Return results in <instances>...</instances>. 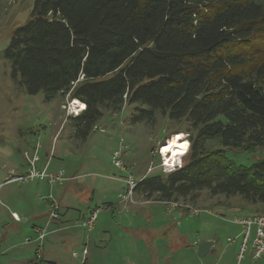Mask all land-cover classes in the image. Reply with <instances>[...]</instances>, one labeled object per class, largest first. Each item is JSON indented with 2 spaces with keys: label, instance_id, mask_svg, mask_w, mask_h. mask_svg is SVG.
I'll return each instance as SVG.
<instances>
[{
  "label": "trees",
  "instance_id": "trees-1",
  "mask_svg": "<svg viewBox=\"0 0 264 264\" xmlns=\"http://www.w3.org/2000/svg\"><path fill=\"white\" fill-rule=\"evenodd\" d=\"M4 56L26 93L85 104L68 116L81 140L126 106L133 123L187 125L180 167L145 174L134 194L193 205L207 189L264 206V159L226 154L264 145V0H33Z\"/></svg>",
  "mask_w": 264,
  "mask_h": 264
},
{
  "label": "rangeland",
  "instance_id": "rangeland-1",
  "mask_svg": "<svg viewBox=\"0 0 264 264\" xmlns=\"http://www.w3.org/2000/svg\"><path fill=\"white\" fill-rule=\"evenodd\" d=\"M32 4L33 0H0V157L5 159L7 167H20L27 164L26 160L34 150L33 147L41 157L39 163L45 159V152L54 150L53 162L60 161L56 158L59 156L63 160L62 167L66 175H75L67 181L65 199L70 211L68 221L77 226L74 224L76 227L48 234L43 241L42 260L53 261L54 264H84L81 262L80 249L85 243L87 246H84L89 250L86 264H135L137 261H134L131 252L135 257L138 256V264L144 263L147 257V264H176L178 258L181 264H264V256L258 259L252 257L253 227L247 241V250L238 259L243 227L233 222V219L264 214V206L247 204L239 195H210L207 189L200 190L192 206L210 209L211 213L187 212L185 216L176 219L181 221L184 239L192 244L191 250L176 247L170 251L155 243L157 238L163 236L156 227L158 221L163 220L164 216L160 213L164 212L165 205L129 204L124 207L121 203L118 208L116 203L114 206L107 203L109 208H104L106 202L117 201L116 186L107 176H126V172L116 168L111 160L119 140H124L129 167L132 174L138 177L143 171L152 173L159 169L161 160L158 150L170 134L183 132L188 140L185 132L187 125L184 122H171L159 113L153 123H133L129 120L132 106H126L116 113L104 111L88 136L83 140L77 138L68 117L77 113L71 111V101L67 96L59 95L45 102L42 93H26L10 74L11 62L4 56V50L13 29L29 18ZM207 146L223 147L218 139L208 140ZM226 154L237 165L248 166L264 159V145L251 150L226 148ZM91 179H94V184L90 182ZM19 185V182H13L9 186L15 189ZM3 189L5 191L8 188ZM48 194L42 195L43 199ZM38 200L43 205L46 203L40 197ZM47 205L45 208L49 207L46 211L49 214V201ZM10 208L4 202L0 205V264H39L40 260L35 256L36 234L31 221H14L12 212L9 213ZM96 209L98 212L93 228L87 231L83 222ZM48 214L45 219L39 220L41 225L46 224ZM127 225L132 226L126 230L124 226ZM143 231L146 234L143 235ZM138 236L151 239L150 249L138 243L135 247H140V251L133 250L134 245L129 242ZM208 237L215 239L213 250L198 256L193 241L198 239L202 243ZM73 251L77 252V256L72 254Z\"/></svg>",
  "mask_w": 264,
  "mask_h": 264
},
{
  "label": "crops",
  "instance_id": "crops-1",
  "mask_svg": "<svg viewBox=\"0 0 264 264\" xmlns=\"http://www.w3.org/2000/svg\"><path fill=\"white\" fill-rule=\"evenodd\" d=\"M50 151V150H49ZM47 151L45 152V159L42 160V163H39V161L41 160V157L39 156V161L36 163L38 168H42L46 163V169L50 172H55L59 169H64L62 167V159L59 158V156H57V159H60V161L58 162H53V159L55 158V154H54V150L52 151ZM129 155L127 153V151H123L122 153V158L124 160V163L126 166L129 167V159H128ZM62 160V161H61ZM26 163L28 164L27 160ZM26 165H22V166H10L7 167L5 159H3L2 157H0V205L1 203H7L8 205H10V211L16 213L21 219L20 220H14L11 215H9L12 220L14 221H22L24 219H26L25 222L27 221H31V227L33 228L34 232H35V228L38 226H43L41 225V222L39 220H43V218L45 219L47 217V212L49 210V207H47V209L45 208V206H48V200L43 199L44 196L42 195H46V194H52L53 197L55 198V200L58 203V218L56 219H52V220H47L46 224L47 225V230L48 233L47 235H53V234H57L60 231L69 229L70 227H76L77 225L73 222L71 224V222L68 221L69 215H70V211L68 210L69 208V204H67V200L65 199V193L67 192V181H70L71 179H69L70 177L73 176H67L66 175V170H65V175L67 177V179L61 181V182H55V183H49L44 179H34V180H28L25 182H20V181H14V180H10L8 181L10 178L15 177L18 174H22L26 167ZM136 162L133 163V165H135ZM143 171V170H141ZM10 174H13V176L11 177ZM145 174V171H143L138 177H135L137 180L142 178ZM122 175L119 174H112L107 176V178H109L108 180L112 181V184H114L116 187L115 189L117 190L116 192V202H106V206H104V208H109V205L107 203H112V205L114 203H116L115 205L119 208L120 204L122 203L124 205V207H127L129 204H140V205H145V206H151L153 204H162V205H167V208H165L164 206V212L160 213L161 215L163 214V220L158 221L159 225L158 233H161L163 236L159 237L156 239L155 243L156 244H160L163 245L166 249H170V251H174V249L176 247H178V249H182V248H186V250H191V246L192 244L188 243L186 241V239H184V228H181V221H177L176 219L182 216H185L187 214L188 211H185L183 209V207H179V206H175L173 207L170 203H165V202H161V201H157V200H153V199H147L142 195H137L134 194L131 197V200L126 197L124 195V180H123ZM13 182H19L21 185L16 186L15 189H11L12 186H9L11 183ZM91 183L94 184V179H91L90 181ZM9 186V187H8ZM8 188L5 189V191H3V188ZM41 198L42 200H45L46 203H44V205L42 204V201L38 200V198ZM44 201V202H45ZM139 205V206H140ZM114 206V205H113ZM157 206V205H155ZM190 214V213H189ZM49 215V214H48ZM167 217H170V219H167ZM176 220V221H175ZM76 226H75V225ZM51 226V227H50ZM132 225H127L124 226L126 230L130 229L129 227ZM77 234V233H75ZM142 234H146L145 231L142 232ZM47 235L45 236V238L47 237ZM64 235H68V234H63ZM135 236V235H134ZM44 238V240H45ZM134 239H132V241H130L129 243H132L133 246V250H137L138 252L140 251V247H135V245H137L138 243H142L143 247L150 249L149 244L151 243V239L150 238H146V237H133ZM210 239L205 238V240ZM213 240V244L210 246V248L208 249V252L212 251L215 245V239L212 238ZM204 241V240H203ZM89 242V241H88ZM201 241L196 239L193 241V245H195V248H197L198 244H200ZM241 243V242H240ZM81 246V243H79ZM87 246L85 243L82 244V247ZM240 245V244H239ZM80 249V250H81ZM252 250V248H251ZM131 254H133V258L135 264L140 263L138 256L135 257L134 253L131 252ZM88 255H89V250L87 248V253L81 257V262L86 264L87 263V259H88ZM261 256H264L261 255ZM259 256V257H261ZM132 257V256H131ZM252 257L255 258H259V257H254L253 256V252H252ZM149 258L147 257V259L145 260L144 263L142 264H147ZM53 262V261H51ZM176 264H181V260L180 258H178L176 260Z\"/></svg>",
  "mask_w": 264,
  "mask_h": 264
},
{
  "label": "built area",
  "instance_id": "built-area-1",
  "mask_svg": "<svg viewBox=\"0 0 264 264\" xmlns=\"http://www.w3.org/2000/svg\"><path fill=\"white\" fill-rule=\"evenodd\" d=\"M163 146H160L158 153L160 155L161 163L159 164V168L164 171L168 172L170 170H173L175 168L180 167L181 161L176 163V165L173 166H167L165 165V161L163 160V155L161 152V148ZM189 147V146H188ZM126 145L124 144V140L121 138L119 140V146L117 149L113 150L111 155V160L113 165L126 172V176L124 175L123 180L125 183L124 186V195L128 197L131 200V197L133 195L134 187L137 183V179L134 177V175L131 172L130 167L126 166L124 163V160L122 158V153L125 150ZM33 151L31 155L27 158V167L25 171L22 174H18L13 178H10L8 181H20L25 182L28 180H34V179H46L49 183H55V182H61L65 179H67L65 175L64 169H59L55 172H50L46 169L47 163L42 167L38 168L36 163L39 161V156L37 153V149L33 147ZM168 167V168H167ZM46 199L49 201L50 206V212L48 215V220L56 219L58 218V203L53 197L52 194H48L45 196ZM173 207L179 206V207H186L187 211L191 214H197L201 212H207L211 213L210 209H201L194 207L192 205H182L177 202H169ZM98 210L92 211L90 216L85 219L83 222V226L86 228L87 231L91 230L94 225V220L96 219ZM12 217L15 220H20L18 215L14 212L11 213ZM233 222L239 223L243 227V237L241 240V243L239 245V252H238V259L240 260L243 257L244 252L247 250V241L249 237L251 236V229L254 228L253 236L251 240V248L253 252L254 257H259L264 254V214H254L247 217L242 218H235L233 219ZM47 225L44 226H38L35 228V242H36V248H35V256L39 258L40 263L39 264H47L45 261L42 260V253H43V241L45 236L47 235ZM228 241H231V238H228ZM87 253V248L84 246L81 249V254L84 256ZM74 256H77V252L73 251L72 253Z\"/></svg>",
  "mask_w": 264,
  "mask_h": 264
},
{
  "label": "bare ground",
  "instance_id": "bare-ground-1",
  "mask_svg": "<svg viewBox=\"0 0 264 264\" xmlns=\"http://www.w3.org/2000/svg\"><path fill=\"white\" fill-rule=\"evenodd\" d=\"M70 101V109L73 113H78L85 106L79 99H71ZM161 146H163L161 152L164 156L165 165L173 166L181 161V157L187 152L189 141L183 132H176L169 136Z\"/></svg>",
  "mask_w": 264,
  "mask_h": 264
},
{
  "label": "water",
  "instance_id": "water-1",
  "mask_svg": "<svg viewBox=\"0 0 264 264\" xmlns=\"http://www.w3.org/2000/svg\"><path fill=\"white\" fill-rule=\"evenodd\" d=\"M212 244H213V240L212 239H208V240L198 244V246H197V254H198V256L205 255Z\"/></svg>",
  "mask_w": 264,
  "mask_h": 264
}]
</instances>
